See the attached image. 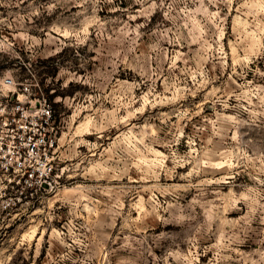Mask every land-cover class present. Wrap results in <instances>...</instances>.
I'll return each mask as SVG.
<instances>
[{
    "label": "rangeland",
    "instance_id": "obj_1",
    "mask_svg": "<svg viewBox=\"0 0 264 264\" xmlns=\"http://www.w3.org/2000/svg\"><path fill=\"white\" fill-rule=\"evenodd\" d=\"M4 75L59 129L0 264H264V0H0Z\"/></svg>",
    "mask_w": 264,
    "mask_h": 264
},
{
    "label": "built area",
    "instance_id": "obj_2",
    "mask_svg": "<svg viewBox=\"0 0 264 264\" xmlns=\"http://www.w3.org/2000/svg\"><path fill=\"white\" fill-rule=\"evenodd\" d=\"M12 76L0 78V181L21 192L49 184L56 169L55 108L44 94Z\"/></svg>",
    "mask_w": 264,
    "mask_h": 264
}]
</instances>
